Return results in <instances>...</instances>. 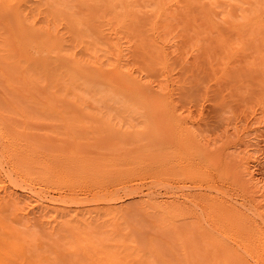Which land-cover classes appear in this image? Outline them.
Masks as SVG:
<instances>
[{
    "label": "bare ground",
    "instance_id": "bare-ground-1",
    "mask_svg": "<svg viewBox=\"0 0 264 264\" xmlns=\"http://www.w3.org/2000/svg\"><path fill=\"white\" fill-rule=\"evenodd\" d=\"M191 58L256 100L234 145ZM260 136L264 0H0V264H264Z\"/></svg>",
    "mask_w": 264,
    "mask_h": 264
},
{
    "label": "rangeland",
    "instance_id": "rangeland-1",
    "mask_svg": "<svg viewBox=\"0 0 264 264\" xmlns=\"http://www.w3.org/2000/svg\"><path fill=\"white\" fill-rule=\"evenodd\" d=\"M192 60L193 58H191L184 68L187 70L186 74L189 76L187 79V89L192 99L189 103L191 116L202 134L212 137L213 141H216L217 144L229 141L231 145H234L239 135L244 136L247 133L245 127L250 122V111L256 105V100L251 95L250 97L239 95L234 89L236 83L232 78L218 80L210 70V63L206 59H201L197 62ZM101 107H103L102 104ZM109 110L104 109V111ZM229 117H232L234 125L239 124V128L241 129L239 133L235 129H231L226 133L227 135L224 134L223 129L230 120ZM142 122V118L134 119V123L139 128L143 126ZM35 127L39 130L49 128L45 124H36ZM138 135L142 138L141 141L152 140L147 131L139 129ZM134 139L135 137L127 136L122 138L124 142L129 144L131 141L136 142ZM256 140L253 139L256 144L254 145L256 155L262 160V166H259L261 167L259 173L264 179V137H257ZM52 144H55V141ZM234 149V147H231V150L234 151ZM127 202L130 201L128 200ZM35 226L36 228L39 226L36 230H40L38 223Z\"/></svg>",
    "mask_w": 264,
    "mask_h": 264
}]
</instances>
